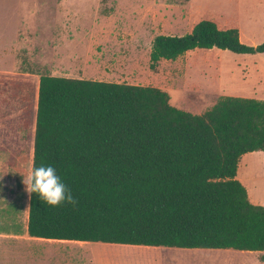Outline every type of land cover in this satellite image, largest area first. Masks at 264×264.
I'll use <instances>...</instances> for the list:
<instances>
[{"label":"trees","instance_id":"trees-1","mask_svg":"<svg viewBox=\"0 0 264 264\" xmlns=\"http://www.w3.org/2000/svg\"><path fill=\"white\" fill-rule=\"evenodd\" d=\"M213 48L264 53V42L202 18L185 34L156 35L149 67ZM37 92L25 121L32 165L52 164L76 203L31 194L29 236L264 251V205L236 177L243 154L264 151V99L224 95L192 113L160 87L49 74Z\"/></svg>","mask_w":264,"mask_h":264},{"label":"rangeland","instance_id":"rangeland-1","mask_svg":"<svg viewBox=\"0 0 264 264\" xmlns=\"http://www.w3.org/2000/svg\"><path fill=\"white\" fill-rule=\"evenodd\" d=\"M202 18L237 26L248 45L264 42V0H0V232L27 225L29 194L22 175L32 166L34 124L25 121L41 74L101 71L107 80L160 87L173 105L192 113L204 112L224 95L264 99V54L194 49L149 67L156 35L185 34ZM83 29L99 35L86 37ZM59 31L83 47L68 49L92 52L90 61L54 60L60 48H51L53 35ZM246 155L243 185L252 202L264 205V151ZM19 242L0 236V264H26L8 251L19 252ZM89 244H69L64 249L69 258L57 264H264V251L149 246L146 252Z\"/></svg>","mask_w":264,"mask_h":264},{"label":"crops","instance_id":"crops-1","mask_svg":"<svg viewBox=\"0 0 264 264\" xmlns=\"http://www.w3.org/2000/svg\"><path fill=\"white\" fill-rule=\"evenodd\" d=\"M66 1V0H65ZM68 5V6H67ZM66 7H68L69 11H72V6L73 4H67ZM75 14V13H74ZM260 19V18H259ZM70 24V22L67 20L65 23V27ZM39 24H35V27H37ZM237 27V26H236ZM239 29V28H238ZM84 31V29H83ZM85 32V31H84ZM240 32V31H239ZM86 34H83L84 36H90V37H96L99 34L96 32H85ZM67 34L64 31H59L58 35H53V40L56 45H53L51 48H60L57 52L54 53L53 57L55 59L59 60H69V59H78L80 61H90L89 55L92 54V52H74V50L68 49V48H83V47H78L73 45L76 41L73 38L70 40L66 36ZM71 41V47L68 46V43ZM85 48H93L92 46ZM97 48V47H96ZM214 49V48H213ZM237 54H244V53H237ZM254 54H264V53H254ZM251 54V55H254ZM91 57V56H90ZM95 67V66H93ZM98 70V69H97ZM96 70V71H97ZM96 71H90L92 73H95ZM49 75H56V74H49ZM56 76H65V77H76V78H85V79H94V80H102V81H111L104 79L105 76L101 71H97L94 75L92 74H84V75H78V76H69V75H56ZM114 82H123V81H114ZM129 83V82H127ZM135 84V83H134ZM247 153L243 154L238 168H237V174L236 177L239 179L242 183V172L245 171V168L247 166ZM23 155L20 154V157ZM32 156H33V150H32ZM244 184V183H243ZM248 191V190H247ZM250 191H248L249 197H250ZM260 194V193H259ZM258 194V196H260ZM255 200V199H254ZM254 203V202H253ZM257 204V203H256ZM28 217V216H27ZM0 236L3 237L5 240H8L9 242L12 241H22L19 242L22 245V249L19 250V252L16 250V247H9L8 251L9 253L11 252H16L18 254V259L20 261H23L24 263H29V264H57L59 261L66 260L69 258L64 253H68L64 249L68 247L69 244H77V245H91L89 244L92 241H73V240H55V239H45L41 237H32L28 235L27 232V225L23 227L21 231H16L14 228H11L10 232H0ZM12 240V241H10ZM102 243V244H101ZM95 245H104L107 246L108 248H135V249H141V251H151L152 248H150L147 245H131V244H119V243H104V242H94ZM158 247L161 246H153ZM155 249V248H154ZM102 251L103 248H100ZM5 252V250H3Z\"/></svg>","mask_w":264,"mask_h":264},{"label":"clouds","instance_id":"clouds-1","mask_svg":"<svg viewBox=\"0 0 264 264\" xmlns=\"http://www.w3.org/2000/svg\"><path fill=\"white\" fill-rule=\"evenodd\" d=\"M22 176L25 191L30 197L35 193L41 204L58 206L64 202L73 205L76 203L72 191L52 164H33L28 173Z\"/></svg>","mask_w":264,"mask_h":264}]
</instances>
